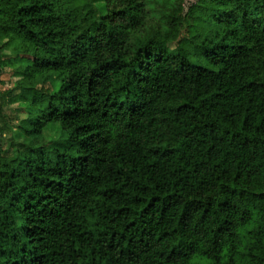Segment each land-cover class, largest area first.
<instances>
[{
    "label": "trees",
    "instance_id": "16d2710c",
    "mask_svg": "<svg viewBox=\"0 0 264 264\" xmlns=\"http://www.w3.org/2000/svg\"><path fill=\"white\" fill-rule=\"evenodd\" d=\"M0 94V264H264V0H0Z\"/></svg>",
    "mask_w": 264,
    "mask_h": 264
},
{
    "label": "rangeland",
    "instance_id": "374dc122",
    "mask_svg": "<svg viewBox=\"0 0 264 264\" xmlns=\"http://www.w3.org/2000/svg\"><path fill=\"white\" fill-rule=\"evenodd\" d=\"M196 0H185V5H188L190 3L195 2ZM187 9V8H186ZM4 80L8 83V85L14 86L15 85V79L16 76L14 75V72L11 68H6L5 69V74L3 76ZM0 105L4 106V110H3V114L9 119V117H13L15 115H19V112H17L18 110H23V109H16L17 108V104H12L9 102V99H2L1 98V94H0ZM1 117V115H0ZM18 118L14 120L13 124L17 125L18 124ZM0 124H2V118H0ZM13 132H17L16 131V127L14 128ZM45 137L47 139H54L57 138L60 134V127L58 125L52 124L50 126H48L45 129ZM14 137V133L12 134V132H5V134H3L2 136H0V142L2 143V145L4 147L9 148L10 143H9V138Z\"/></svg>",
    "mask_w": 264,
    "mask_h": 264
}]
</instances>
